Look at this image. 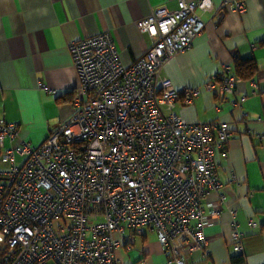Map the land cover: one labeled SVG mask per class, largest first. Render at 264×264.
<instances>
[{
	"label": "built area",
	"instance_id": "built-area-1",
	"mask_svg": "<svg viewBox=\"0 0 264 264\" xmlns=\"http://www.w3.org/2000/svg\"><path fill=\"white\" fill-rule=\"evenodd\" d=\"M227 5L246 11L240 0ZM212 7L211 0H180L178 9L139 21L155 40L130 66L109 33L73 42L76 113L40 146L0 120V141L20 140L0 155L8 165L0 169V264H124L119 250L135 240L123 237L127 230L156 231L167 264H187L207 248L202 203L222 187L216 156L232 131L223 121H184L182 93L161 74L204 31L198 11ZM237 80L227 76L222 91ZM184 94L192 103L199 91ZM17 155L26 157L22 165Z\"/></svg>",
	"mask_w": 264,
	"mask_h": 264
},
{
	"label": "crops",
	"instance_id": "crops-1",
	"mask_svg": "<svg viewBox=\"0 0 264 264\" xmlns=\"http://www.w3.org/2000/svg\"><path fill=\"white\" fill-rule=\"evenodd\" d=\"M179 1L0 0V120L16 124L21 141L40 146L76 113L80 78L70 45L109 33L122 62L130 66L155 40L139 30V21L160 8L176 10ZM211 1V10L198 11L202 34L161 74L182 93L177 110L184 121H223L232 131L216 156L222 187L202 203L208 246L187 257V264H233L240 254L244 264H264V0H240L244 13L222 6L237 0ZM245 60L257 64L253 78H238L233 91H222L223 80L235 76L237 62ZM210 82L214 90L207 88ZM191 89L199 94L187 103L184 93ZM18 142L0 141V155ZM25 160L16 157L18 165ZM7 168L0 159V169ZM217 210L221 215L214 221ZM155 232L124 233V238H135L131 250H119L124 264H155L164 255L158 235L147 243Z\"/></svg>",
	"mask_w": 264,
	"mask_h": 264
},
{
	"label": "trees",
	"instance_id": "trees-1",
	"mask_svg": "<svg viewBox=\"0 0 264 264\" xmlns=\"http://www.w3.org/2000/svg\"><path fill=\"white\" fill-rule=\"evenodd\" d=\"M257 72V64L253 60H245L237 62L235 66V76L239 79L250 80ZM0 258H2V251L0 249ZM233 264H244L245 258L242 254L233 258Z\"/></svg>",
	"mask_w": 264,
	"mask_h": 264
},
{
	"label": "rangeland",
	"instance_id": "rangeland-1",
	"mask_svg": "<svg viewBox=\"0 0 264 264\" xmlns=\"http://www.w3.org/2000/svg\"><path fill=\"white\" fill-rule=\"evenodd\" d=\"M157 235H158L157 232H155V233H149L148 234V237H147V243L148 244L149 243H153L155 241V239H156L155 237ZM140 246H141V239L138 238L137 239V244H136L135 248L136 249H139ZM164 255H161V256L157 257L156 260H155V264H165V263L167 264L168 263V257L166 256L165 253H164Z\"/></svg>",
	"mask_w": 264,
	"mask_h": 264
}]
</instances>
